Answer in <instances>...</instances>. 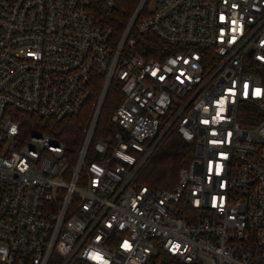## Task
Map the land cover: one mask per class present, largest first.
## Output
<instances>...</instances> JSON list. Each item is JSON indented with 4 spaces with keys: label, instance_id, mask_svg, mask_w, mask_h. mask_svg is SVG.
<instances>
[{
    "label": "built area",
    "instance_id": "built-area-1",
    "mask_svg": "<svg viewBox=\"0 0 264 264\" xmlns=\"http://www.w3.org/2000/svg\"><path fill=\"white\" fill-rule=\"evenodd\" d=\"M90 1L0 0V264H264V0H137L118 33ZM112 81L117 129L94 139ZM94 82L76 147L24 126ZM170 128L190 159L138 185Z\"/></svg>",
    "mask_w": 264,
    "mask_h": 264
},
{
    "label": "trees",
    "instance_id": "trees-1",
    "mask_svg": "<svg viewBox=\"0 0 264 264\" xmlns=\"http://www.w3.org/2000/svg\"><path fill=\"white\" fill-rule=\"evenodd\" d=\"M137 0H115V7L111 10L103 8L99 0H91L88 8L98 15L109 18L115 28V33L121 29L128 18ZM137 49L146 57H159L154 49L161 45V42L152 35L137 36ZM264 77V76H263ZM119 82L112 81L107 90L102 104L95 132L94 139L106 137L117 129L111 120V114L121 101ZM99 89L98 82L91 85V93L81 108L71 115L61 119L42 118L30 115L24 122L25 127H37L48 132L70 147H76L82 137L87 125L95 98ZM190 146L176 139L173 130H167L156 142L152 151L137 170L134 181L138 185H147L150 188H171L177 181L178 171L191 157ZM91 158V157H88ZM157 258V259H156ZM172 257L162 253L157 255L154 264H171Z\"/></svg>",
    "mask_w": 264,
    "mask_h": 264
},
{
    "label": "rangeland",
    "instance_id": "rangeland-1",
    "mask_svg": "<svg viewBox=\"0 0 264 264\" xmlns=\"http://www.w3.org/2000/svg\"><path fill=\"white\" fill-rule=\"evenodd\" d=\"M149 5H150V7H153V6H154V2H153V1H150V4H149ZM148 141H151V139H148ZM189 151H190V153H191V148L189 149ZM186 164H187V163H186ZM186 164H185V165H186Z\"/></svg>",
    "mask_w": 264,
    "mask_h": 264
},
{
    "label": "water",
    "instance_id": "water-1",
    "mask_svg": "<svg viewBox=\"0 0 264 264\" xmlns=\"http://www.w3.org/2000/svg\"><path fill=\"white\" fill-rule=\"evenodd\" d=\"M176 139H178V137L176 136ZM183 144H187L186 142H183Z\"/></svg>",
    "mask_w": 264,
    "mask_h": 264
}]
</instances>
